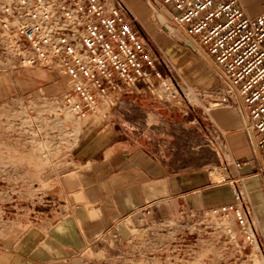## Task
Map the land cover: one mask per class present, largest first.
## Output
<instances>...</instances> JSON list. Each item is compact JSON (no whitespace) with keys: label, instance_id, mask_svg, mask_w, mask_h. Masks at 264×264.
Returning a JSON list of instances; mask_svg holds the SVG:
<instances>
[{"label":"rangeland","instance_id":"obj_1","mask_svg":"<svg viewBox=\"0 0 264 264\" xmlns=\"http://www.w3.org/2000/svg\"><path fill=\"white\" fill-rule=\"evenodd\" d=\"M125 1L162 77L152 91L142 82L109 88L96 110L82 119L60 102L69 76L20 66L0 25V264L7 262L5 249L32 235L34 225L54 222L50 212H58L65 199L59 176L73 169L68 160L86 136L144 142L178 169L213 171L224 154L232 160L224 126L231 125L235 111L224 100L214 70L208 67L210 79L200 66L208 60L176 25L161 22L148 0H136L138 10ZM164 82L176 99L168 97ZM70 194L68 199L79 197ZM201 211L176 217L149 207L60 264H260L247 257L251 246L243 247L234 223Z\"/></svg>","mask_w":264,"mask_h":264},{"label":"built area","instance_id":"obj_2","mask_svg":"<svg viewBox=\"0 0 264 264\" xmlns=\"http://www.w3.org/2000/svg\"><path fill=\"white\" fill-rule=\"evenodd\" d=\"M162 2L216 69L264 175V12L250 15L237 0ZM135 19L125 0H0V25L10 36L18 64L66 73L69 87L60 102L78 119L95 111L109 88L142 82L152 91L161 79L157 58ZM162 85L168 97L177 98L169 83ZM229 164L234 175L227 172ZM240 166L232 160L209 170L211 183L229 184L234 200L201 214L234 223L243 247L261 250Z\"/></svg>","mask_w":264,"mask_h":264},{"label":"crops","instance_id":"obj_3","mask_svg":"<svg viewBox=\"0 0 264 264\" xmlns=\"http://www.w3.org/2000/svg\"><path fill=\"white\" fill-rule=\"evenodd\" d=\"M129 2L138 10V1ZM148 3L161 22L176 25L162 0ZM237 4L250 15L264 12V0H237ZM176 27L191 41L181 27ZM200 66L208 71L205 73L210 79L213 77L208 67L214 70L222 96L228 100L213 64L201 61ZM228 106L234 109L235 117L231 125L224 126V138L232 160L241 163L237 171L243 176V189L252 204L251 219L262 244L261 250L251 246L247 257L264 264V175L247 133L240 128L238 112L230 101ZM96 137L81 140L68 160L73 169L59 176L60 194L65 199L55 208L58 212H50L54 222L34 225L32 235L14 249H5L6 264H60L106 236L120 221L148 213L149 207L153 212L177 217L234 200L230 185L211 183L209 168L178 169L172 160L152 152L144 142ZM232 160L224 154L219 165ZM227 172L236 173L232 164ZM70 191L79 194L77 200L68 199Z\"/></svg>","mask_w":264,"mask_h":264},{"label":"bare ground","instance_id":"obj_4","mask_svg":"<svg viewBox=\"0 0 264 264\" xmlns=\"http://www.w3.org/2000/svg\"><path fill=\"white\" fill-rule=\"evenodd\" d=\"M161 15V14H160Z\"/></svg>","mask_w":264,"mask_h":264}]
</instances>
